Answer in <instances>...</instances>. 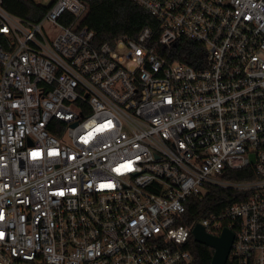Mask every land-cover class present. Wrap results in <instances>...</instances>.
Returning <instances> with one entry per match:
<instances>
[{"label":"built area","instance_id":"obj_1","mask_svg":"<svg viewBox=\"0 0 264 264\" xmlns=\"http://www.w3.org/2000/svg\"><path fill=\"white\" fill-rule=\"evenodd\" d=\"M90 1L0 0V264H191L197 223L264 264V0H133L156 27L101 44ZM214 187L244 195L187 224Z\"/></svg>","mask_w":264,"mask_h":264},{"label":"trees","instance_id":"obj_2","mask_svg":"<svg viewBox=\"0 0 264 264\" xmlns=\"http://www.w3.org/2000/svg\"><path fill=\"white\" fill-rule=\"evenodd\" d=\"M2 5L10 12L30 19H38L44 8L32 0H2ZM83 23L95 31L97 43L113 42L119 37H135L139 31L146 27H156L157 20L146 9L133 0H91ZM171 58L197 66L205 54V48L194 40L186 37L178 38L171 50ZM230 179H247L252 175L246 169L229 170L226 175ZM241 195V196H240ZM229 189L214 187L202 202L191 203L185 213V222L195 225L202 217L212 211H220L232 201L243 197ZM187 249L192 252L191 264H211L214 249L195 241L190 236ZM227 264H234L228 260Z\"/></svg>","mask_w":264,"mask_h":264},{"label":"water","instance_id":"obj_3","mask_svg":"<svg viewBox=\"0 0 264 264\" xmlns=\"http://www.w3.org/2000/svg\"><path fill=\"white\" fill-rule=\"evenodd\" d=\"M192 233L195 241L214 249L211 264H227L234 239L231 229L226 227L220 236H215L206 232L204 227L197 223L193 227Z\"/></svg>","mask_w":264,"mask_h":264},{"label":"rangeland","instance_id":"obj_4","mask_svg":"<svg viewBox=\"0 0 264 264\" xmlns=\"http://www.w3.org/2000/svg\"><path fill=\"white\" fill-rule=\"evenodd\" d=\"M39 4H42V5H48V3L50 2V0H33ZM50 31H54L55 29L54 28H49Z\"/></svg>","mask_w":264,"mask_h":264}]
</instances>
